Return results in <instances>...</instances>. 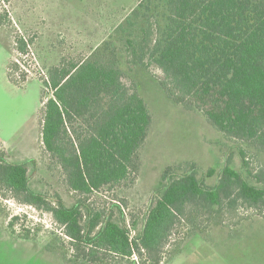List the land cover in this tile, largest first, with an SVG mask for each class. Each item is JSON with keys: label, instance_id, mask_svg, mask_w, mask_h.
I'll return each instance as SVG.
<instances>
[{"label": "trees", "instance_id": "obj_1", "mask_svg": "<svg viewBox=\"0 0 264 264\" xmlns=\"http://www.w3.org/2000/svg\"><path fill=\"white\" fill-rule=\"evenodd\" d=\"M8 19L7 11L0 12V27ZM27 35L16 40L18 52L34 54L46 72L40 78L47 91L43 147L79 198L68 206L59 196L50 200L33 191L27 164L1 156L0 198L50 214L75 252L70 263L146 255L149 264H165L185 246L173 244L169 258H162L187 215L215 218L218 227L240 205L264 210V172L249 169L246 149L239 151L243 172L228 161L213 187L193 165L165 169L136 238L124 218L116 222L89 202L104 189L132 185L140 169L152 115L137 84H127V71L156 67L171 102L201 112L226 138L264 152V0H139L95 47L92 38H55L45 27ZM19 71L10 64L8 78L21 87L26 79L20 84ZM216 173L209 169L207 178Z\"/></svg>", "mask_w": 264, "mask_h": 264}, {"label": "rangeland", "instance_id": "obj_2", "mask_svg": "<svg viewBox=\"0 0 264 264\" xmlns=\"http://www.w3.org/2000/svg\"><path fill=\"white\" fill-rule=\"evenodd\" d=\"M138 2L0 0V12L7 11L9 17V23L0 27V156L10 163L27 164L32 190L50 200L59 196L72 206L79 196L70 191L62 169L43 147L42 108L47 91L40 78L46 72L34 54L20 55L16 40L26 34L30 38L37 34L38 28L45 27L46 35L53 34L55 38L65 35L92 38L95 47ZM21 23L31 32L26 33ZM10 64L19 66L15 77L20 84L26 79L21 87L9 81ZM161 75L156 67L126 73L127 84H137L152 115L148 138L139 153L140 169L135 182L89 197L94 208L113 214L116 222L124 218L134 238L143 230L146 212L157 198L165 169H187L193 165L197 176L213 187L228 161L243 172L239 151L246 149L249 169L255 174L264 172V152L226 138L201 112L175 105L159 86ZM212 168L217 173L207 178ZM212 219L187 215L172 234L162 258L164 261L169 258L173 244L184 242L185 246L165 264H264V210L240 205L236 213H225L220 226H213ZM194 231L197 233L193 234ZM74 256L70 240L50 214L20 204L10 196L0 198V264H72ZM142 261L149 264L146 255L142 260L139 256L131 260L112 258L108 264H142Z\"/></svg>", "mask_w": 264, "mask_h": 264}]
</instances>
